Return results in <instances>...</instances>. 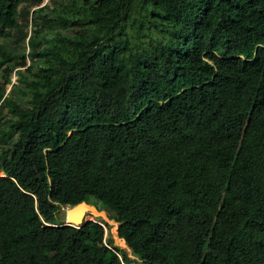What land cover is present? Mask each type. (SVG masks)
<instances>
[{
	"label": "trees",
	"instance_id": "1",
	"mask_svg": "<svg viewBox=\"0 0 264 264\" xmlns=\"http://www.w3.org/2000/svg\"><path fill=\"white\" fill-rule=\"evenodd\" d=\"M66 6L29 38V104L13 67L0 84V264H264V0ZM82 201L130 251L103 219L63 226Z\"/></svg>",
	"mask_w": 264,
	"mask_h": 264
},
{
	"label": "rangeland",
	"instance_id": "2",
	"mask_svg": "<svg viewBox=\"0 0 264 264\" xmlns=\"http://www.w3.org/2000/svg\"><path fill=\"white\" fill-rule=\"evenodd\" d=\"M70 0H20V16L19 22L21 25L20 29L13 32L11 37H4L1 42L6 46L7 53L11 57L10 61L5 63L0 62V84H3L6 80V76L9 71V67H13V72L10 74L11 83L7 84V94L12 95L15 99L21 101L23 104L28 105L32 98V93L29 88V83L33 80V74L38 70L39 67L43 66L40 59H32L28 54L31 46L28 41L31 36L37 35L36 32L43 26H47V19L64 20V16H58L57 13L67 8ZM63 13V12H62ZM57 26L47 32L46 30L39 34V39L46 44L48 40L55 37L57 31L64 33L73 34V27ZM26 39L24 40L25 36ZM25 62V66H19L22 62ZM8 67V68H7ZM22 71L26 74V77L19 79V72ZM14 85V86H13ZM16 86V88H14ZM4 115L10 117L7 109L4 110ZM1 175V174H0ZM67 207L61 209V219L66 218ZM108 217L110 212L106 211ZM93 218L92 215L90 218ZM95 219H103L97 218ZM106 222V233L109 231L113 234L114 230L117 229V225L113 224L105 219ZM123 248V247H122ZM130 251L129 249H126ZM135 264V263H133Z\"/></svg>",
	"mask_w": 264,
	"mask_h": 264
},
{
	"label": "water",
	"instance_id": "3",
	"mask_svg": "<svg viewBox=\"0 0 264 264\" xmlns=\"http://www.w3.org/2000/svg\"><path fill=\"white\" fill-rule=\"evenodd\" d=\"M88 214L93 215V219H86ZM94 217L103 218L113 224H116L117 229L114 230L115 245L130 250L127 242L119 237V229L122 226V223L108 217L106 210L101 209L98 205L87 201H82L73 206H67L66 218L63 226L81 227L89 221H95L96 219Z\"/></svg>",
	"mask_w": 264,
	"mask_h": 264
},
{
	"label": "bare ground",
	"instance_id": "4",
	"mask_svg": "<svg viewBox=\"0 0 264 264\" xmlns=\"http://www.w3.org/2000/svg\"><path fill=\"white\" fill-rule=\"evenodd\" d=\"M2 175H0V177H1ZM91 217V215L90 214H88L87 215V217H86V219H88V218H90ZM92 217H93V215H92ZM91 219H93V218H91Z\"/></svg>",
	"mask_w": 264,
	"mask_h": 264
}]
</instances>
